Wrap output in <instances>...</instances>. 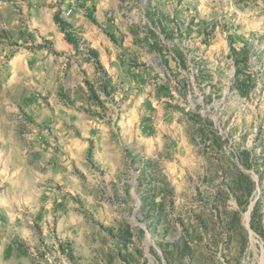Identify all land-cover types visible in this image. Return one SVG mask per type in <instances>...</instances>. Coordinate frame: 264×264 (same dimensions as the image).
<instances>
[{"label": "rangeland", "instance_id": "obj_1", "mask_svg": "<svg viewBox=\"0 0 264 264\" xmlns=\"http://www.w3.org/2000/svg\"><path fill=\"white\" fill-rule=\"evenodd\" d=\"M263 255L264 0H0V264Z\"/></svg>", "mask_w": 264, "mask_h": 264}, {"label": "built area", "instance_id": "obj_2", "mask_svg": "<svg viewBox=\"0 0 264 264\" xmlns=\"http://www.w3.org/2000/svg\"><path fill=\"white\" fill-rule=\"evenodd\" d=\"M82 0H70L71 4L73 6H75L76 4H78L79 2H81Z\"/></svg>", "mask_w": 264, "mask_h": 264}, {"label": "bare ground", "instance_id": "obj_3", "mask_svg": "<svg viewBox=\"0 0 264 264\" xmlns=\"http://www.w3.org/2000/svg\"><path fill=\"white\" fill-rule=\"evenodd\" d=\"M260 264H264V255L262 257L261 263Z\"/></svg>", "mask_w": 264, "mask_h": 264}, {"label": "trees", "instance_id": "obj_4", "mask_svg": "<svg viewBox=\"0 0 264 264\" xmlns=\"http://www.w3.org/2000/svg\"><path fill=\"white\" fill-rule=\"evenodd\" d=\"M59 23V22H58ZM63 25H65V24H63ZM64 28H65V26H64ZM70 41H75V40H72V38H70Z\"/></svg>", "mask_w": 264, "mask_h": 264}]
</instances>
